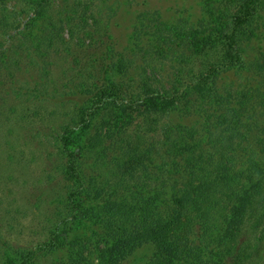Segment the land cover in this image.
I'll use <instances>...</instances> for the list:
<instances>
[{
  "label": "trees",
  "instance_id": "trees-1",
  "mask_svg": "<svg viewBox=\"0 0 264 264\" xmlns=\"http://www.w3.org/2000/svg\"><path fill=\"white\" fill-rule=\"evenodd\" d=\"M103 1L19 0L30 14L29 27L41 20L34 52L13 49L10 30L16 26H3L10 28V45L0 43L1 70L14 75V52L39 68L43 82L13 87L10 97L23 96L18 107L0 96V184L14 183L16 169L32 166L20 160L19 137L5 126L24 125L31 132L33 124L59 118L57 109L49 113L40 101L56 107L68 102L70 112L49 133L36 130L37 140L53 145L46 155L51 164L37 179V198L26 208L37 209L38 237L18 240L14 234L28 216L18 215V205L7 209L0 221V264H107L146 243L153 246L146 264H264V141L260 157L243 145H250L254 132L264 138V0H200L201 21L168 37L159 18L147 19L144 43L133 56L169 61L173 68L166 76L142 68L136 78L114 48ZM243 66L260 84L245 102L246 112L256 113L249 124L230 90L217 84L222 72ZM172 111L201 118L202 127L172 123ZM156 145L188 180L164 212L155 195L163 170L150 169L160 155ZM96 153L111 161L107 196L89 190L84 179V159ZM40 202L51 209H40ZM84 223L99 226L102 245L90 253L72 240Z\"/></svg>",
  "mask_w": 264,
  "mask_h": 264
},
{
  "label": "rangeland",
  "instance_id": "rangeland-1",
  "mask_svg": "<svg viewBox=\"0 0 264 264\" xmlns=\"http://www.w3.org/2000/svg\"><path fill=\"white\" fill-rule=\"evenodd\" d=\"M57 1L61 3L64 0ZM18 2L19 0H0V43L3 44V47H8L10 45L6 42V31L10 28L3 26L14 25L16 26V31L15 29L14 31L10 30L14 38L13 46L15 47L12 46L13 49L22 51V46L25 48L24 51L28 49L27 53L34 52L35 45L32 43L35 37L40 35L41 26L39 25L41 20L36 21L35 25L33 24L32 27H29L28 23L31 22L29 20L30 14H28L22 6H19ZM102 9L103 10L100 11L103 12V20L113 39L114 48L123 53L125 58L130 61V76L135 78L139 76V72L143 71L142 68H145L147 75L151 73L155 75L160 73L158 76H166L173 68L170 66L169 61L165 64H159L144 59L142 55L133 56L132 53L140 48L139 45L141 43H144L145 31L147 30L145 21L147 19H151L154 16L159 18L163 24L161 32L163 36L168 37V34L172 33L171 31L182 32L188 26L197 24L204 16L200 0H104ZM29 28L30 33L27 39ZM246 49L248 50L247 53L251 55L252 52L248 48ZM12 54L13 58H18V64L13 76L10 75L8 69L4 71L1 70L4 63L2 64V62H0V96L12 99L11 103L18 107L21 106L24 101L22 98L23 96L17 98L10 97L12 88L21 83H30L31 85L39 87L43 82V78L40 75L39 68L36 67L33 62L27 61L22 56L19 58V55L14 54V52ZM10 56L12 57V55ZM155 64L157 65L156 68H154ZM153 69H155V72ZM163 79L164 78H162V80ZM217 84L221 91L225 89L230 90L232 94L231 99L236 104V111L243 109V120L246 124H249L250 115H255L256 113H247L245 110V102L249 97L248 93L251 89L260 88L258 76L243 66L222 72L217 78ZM40 104H42V107L45 108L46 111L49 110V113H55L57 109L58 112L56 111V115H58L59 118H55V114L53 118L46 116L47 119L45 118L40 123L37 122L31 126L34 127L31 132H25L28 126L24 125L5 126L8 132L12 133L13 136L18 135L17 137H19L14 142L18 149L24 152L20 160L29 162L28 164L32 165L28 169H16V181H14V183L9 182L7 185L5 183L0 184V221L6 216L5 213L7 209H15L16 205L21 209L18 214L20 217H23V215L28 216L26 219L21 218L23 220L20 221L17 233L15 232L14 234L21 242L33 240L38 237L36 233L39 219L37 209L35 206L30 207L28 210H26V208H29L28 206H31L34 199L37 198L34 192L38 185L37 179L40 177L44 168H47L45 165L47 164L48 166V163L51 164L52 161V158L47 159L48 156L46 157L49 151L53 150V145L50 143L52 140L43 137L37 140L35 137L36 130L40 129L49 133L51 129L57 127L58 122L65 119L66 116H64V114L68 115L70 112V104L68 102L61 104L59 107H56L55 104L48 100L43 102L40 101ZM8 105L9 103L3 106L2 110L4 109L7 111ZM170 118L172 123H181L190 127L191 125H194L192 127H202L201 118L195 119V117L184 116L178 111H172L170 113ZM259 125H264V122H259ZM247 139L250 145H247V143L243 141V145L247 149L245 152L253 149V151L257 153V156L260 157L263 151L260 150L259 147L264 141V138H260L259 140L258 133L254 132L253 134H249ZM156 149H159L157 154L160 155L155 154L153 156L154 161L150 163V169L157 172L159 169L163 170L161 172L163 174V183L161 186H158L155 195L157 196L158 202H160L159 205L161 210L164 212L169 209L173 196L178 194L182 185L188 180L184 172L174 170L171 162L172 158L166 156L164 148L161 145H156ZM153 154L154 152H152V155ZM3 158L0 157V160H2L1 162H3ZM242 158L243 157H241V159ZM109 159L104 158L103 160V156L98 155V153L84 159L83 169L84 176L86 177L84 179L90 181L88 188L89 190L94 189L93 191L99 192L101 196H107V193L111 191L112 187L109 182V180H111L109 179V177H111V161ZM240 169H243V167ZM241 177L243 181L242 184L246 185L244 174H241ZM116 197L119 198V194H117ZM27 202L30 204H27ZM49 205L51 204L49 203ZM43 207L50 208L48 205L40 202L39 208L43 210ZM23 211H26V213ZM84 224L78 225L77 229L72 234V240L84 246L86 248L84 251H89L90 253L93 247L99 244L102 245L97 234L99 232V226L98 224H96L98 227L92 224ZM152 252V244H142L136 247L130 255L127 253L116 262L108 260L107 264H146ZM87 255L95 262L93 254ZM62 256H64V253Z\"/></svg>",
  "mask_w": 264,
  "mask_h": 264
}]
</instances>
